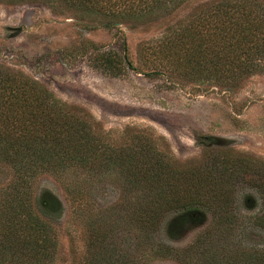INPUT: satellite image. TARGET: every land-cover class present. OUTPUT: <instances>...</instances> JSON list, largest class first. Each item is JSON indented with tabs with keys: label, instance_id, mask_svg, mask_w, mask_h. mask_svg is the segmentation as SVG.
<instances>
[{
	"label": "trees",
	"instance_id": "16d2710c",
	"mask_svg": "<svg viewBox=\"0 0 264 264\" xmlns=\"http://www.w3.org/2000/svg\"><path fill=\"white\" fill-rule=\"evenodd\" d=\"M189 1L4 0L102 15L112 27L161 19ZM166 31L167 45L173 39L177 48L175 64L186 74L202 76L207 68V77L223 81L264 68V0H217ZM91 119L34 78L0 65V264H53L57 258L64 206L49 188L37 189L42 174L59 183L68 219L80 226L82 249L71 248L73 264L153 258L264 264V247L244 243L247 231L264 232V161L206 143L199 157L179 162L149 130L127 126L113 134ZM108 178L121 190L112 204L99 205L96 192ZM242 184L262 200L254 214L242 215L237 206L253 196L240 195ZM207 214L209 226L186 246L161 240Z\"/></svg>",
	"mask_w": 264,
	"mask_h": 264
},
{
	"label": "rangeland",
	"instance_id": "374dc122",
	"mask_svg": "<svg viewBox=\"0 0 264 264\" xmlns=\"http://www.w3.org/2000/svg\"><path fill=\"white\" fill-rule=\"evenodd\" d=\"M212 2L217 0H191L161 19L112 27L104 26L102 15L2 0L0 65L34 78L68 105L91 114L106 131L117 134L128 126L163 137L179 162L199 157L206 143L264 161V68L223 81L207 77V68L202 76L186 74L175 64L173 39L167 45V27ZM104 182L94 202L110 205L121 187L111 178ZM241 186V196H253L237 202L240 213L254 214L262 200L254 189ZM36 187L49 188L64 206L53 264H73L71 248L80 252L82 233L68 219L65 194L49 174L40 175ZM210 221L209 214L203 215L160 238L184 247ZM128 236L134 238V232ZM244 243L264 247V232L247 231ZM147 264L178 263L153 258Z\"/></svg>",
	"mask_w": 264,
	"mask_h": 264
}]
</instances>
